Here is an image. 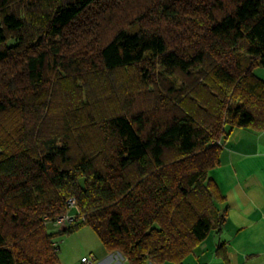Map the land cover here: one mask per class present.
<instances>
[{
    "label": "trees",
    "instance_id": "1",
    "mask_svg": "<svg viewBox=\"0 0 264 264\" xmlns=\"http://www.w3.org/2000/svg\"><path fill=\"white\" fill-rule=\"evenodd\" d=\"M258 66L264 0H0V264H54L80 224L127 264H185L225 222L223 141L264 130Z\"/></svg>",
    "mask_w": 264,
    "mask_h": 264
},
{
    "label": "crops",
    "instance_id": "2",
    "mask_svg": "<svg viewBox=\"0 0 264 264\" xmlns=\"http://www.w3.org/2000/svg\"><path fill=\"white\" fill-rule=\"evenodd\" d=\"M209 175L224 197L226 212L218 235L226 260L214 257L213 261L264 264V130L232 128L222 143L220 163ZM110 260L107 257L96 264Z\"/></svg>",
    "mask_w": 264,
    "mask_h": 264
},
{
    "label": "rangeland",
    "instance_id": "3",
    "mask_svg": "<svg viewBox=\"0 0 264 264\" xmlns=\"http://www.w3.org/2000/svg\"><path fill=\"white\" fill-rule=\"evenodd\" d=\"M253 71L259 76L264 75V68L260 66L255 67ZM52 226L53 224H48L47 228L49 232L59 230L57 228L53 229ZM66 226L68 224L64 227ZM53 240L55 242V255L57 258V262L54 264H79L81 256H88L90 254L96 257V263L111 256L112 259L108 263L114 264L119 262L127 264L118 253L107 251L98 235L87 224H80L70 231L59 233ZM216 241L217 243L220 241L218 234L211 229L207 237L184 259L185 264H217V261H213L214 257L215 259H220L221 257L215 256ZM147 264L152 263L148 262Z\"/></svg>",
    "mask_w": 264,
    "mask_h": 264
},
{
    "label": "built area",
    "instance_id": "4",
    "mask_svg": "<svg viewBox=\"0 0 264 264\" xmlns=\"http://www.w3.org/2000/svg\"><path fill=\"white\" fill-rule=\"evenodd\" d=\"M65 206H66V211L63 214L57 216L54 220H52L51 223L53 224L52 226L53 229L54 228L61 229L62 227H64L66 224H68L75 218L76 213H73L71 210L75 209L76 212H78L76 198L73 196L68 197L65 201ZM109 252L118 253L121 256V258H123L126 261V258L123 256V254L120 251L115 250V251H109ZM108 258L112 259L111 256H108ZM79 264H96V257L93 254H90L88 256L86 255L81 256ZM114 264H122V263L116 262Z\"/></svg>",
    "mask_w": 264,
    "mask_h": 264
}]
</instances>
